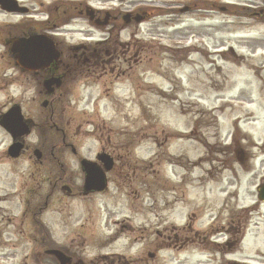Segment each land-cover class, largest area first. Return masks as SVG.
Returning <instances> with one entry per match:
<instances>
[{"label": "rangeland", "instance_id": "374dc122", "mask_svg": "<svg viewBox=\"0 0 264 264\" xmlns=\"http://www.w3.org/2000/svg\"><path fill=\"white\" fill-rule=\"evenodd\" d=\"M22 1L36 9L31 15L38 19L44 17L40 11L58 3ZM72 1L84 5L75 10L67 6L63 16L69 17L57 32L70 45L103 37L116 40V69L71 76L66 92L53 94L55 114L45 126L51 99L39 98L40 83L15 67L0 42V113L13 102H23L27 114L44 125L26 137L30 148L16 160L3 158L11 137L0 126V264H50L40 247L47 239L44 229L85 264H98L102 255L114 253L134 264H145L141 259L148 264H264V203L257 191L264 182V39H243L239 29L248 19L220 11L232 4L237 12L241 2L193 0L198 6L182 13L191 0ZM86 5L111 15L144 9L148 18L127 27L122 18L110 20V27L102 31L88 20ZM28 17L0 11V41L1 36L16 34ZM256 28L258 36L264 33V26ZM9 32L13 34L6 35ZM126 42L137 47L123 57L129 50L122 47ZM240 54L245 62L248 57V69L241 65ZM252 66L259 75H253ZM57 128L69 134L67 146L54 143V160L68 165L76 176L80 163L71 148L90 149L93 157L103 146L94 135L96 128L98 135L107 129L116 149L144 166L132 182L113 173L108 191L90 198L70 195L64 210L53 204L36 220H27L21 214L26 187L31 181L44 184L48 170L55 175L59 163L55 160L49 168L33 151ZM237 129L248 130L249 140L239 141L248 151V163H240L235 154ZM14 217L17 227H7ZM230 228L245 238L223 250L215 242L230 239ZM34 233L37 243L32 239L31 244ZM186 239L194 241L184 244Z\"/></svg>", "mask_w": 264, "mask_h": 264}, {"label": "flooded vegetation", "instance_id": "af4514ba", "mask_svg": "<svg viewBox=\"0 0 264 264\" xmlns=\"http://www.w3.org/2000/svg\"><path fill=\"white\" fill-rule=\"evenodd\" d=\"M18 1L20 2L21 5H26L22 0H18ZM239 1L241 2V5L236 7L238 9L237 12L233 11V8L235 7H231L232 5H227L226 10L230 12V14L235 13L239 18L248 19L246 22L241 23L242 26H244L245 28L239 29V32H241L244 36L242 38L243 39L247 38L249 39V41L258 40L260 38L264 39V33L258 36L259 31H255L257 29L256 26H264V0H239ZM187 4H189V6L188 5L185 6L186 7L185 9L187 10L197 5L196 1L194 2L190 1V3ZM79 5L83 6L84 2L80 1L78 3H74V1L72 0H58V3L55 4L54 6L48 5L47 8H44V10L40 11L39 13H42L41 15H44V17L40 16L41 18L38 19L37 14L31 15V12L36 11V9L32 8V6L28 4L27 7L29 8V17L28 19H26L27 21L26 20L23 21L24 25L20 26L21 28L17 29L16 33L26 34V33L54 32L53 34L55 35V38L57 40V45L60 47L62 53L61 59L55 64L56 68H58L59 66L67 67L68 65L72 64L74 66H77L75 71V73L77 74H82L86 71L90 72L97 68L98 70H101L103 73L109 71L113 72L116 69L114 67V63L116 62L115 59L117 60V57L113 58V56L115 57V55H117L118 42L116 40H111V38L109 37V39H106L108 41H105L104 40L105 38L103 37L102 39L96 40L94 43L93 42L88 43L89 45L87 46L81 44L78 47H73L72 45L66 44V41L62 39L63 36L61 32H55V31H59L60 26H62L65 23L67 17H69V16L67 17L63 16L64 12L67 13L65 9L70 7L71 10H75L78 8ZM138 11H145V10L139 9ZM102 13H103L102 10L96 9L93 20H99L98 18H100ZM110 16H111L110 20L112 22L113 21L118 22L119 18L125 19L124 13L122 12H120L118 15H110ZM110 24L108 27H110ZM1 37H3L0 41L1 43L7 42L10 38V37L5 38V36H1ZM93 45L95 46L94 51L88 52V50H90L93 47ZM122 47L123 49L125 48L129 49L127 52H123L125 54L122 55L123 57H125L129 55L130 52L132 51L135 52L134 49L137 46H131V42H126L125 44L122 45ZM240 56L242 63H247L248 57H247V61L245 62L246 60V57H244L245 55L241 54ZM84 64H86L87 66L93 65L94 67L93 68L88 67L87 69L83 67H79V65H84ZM52 70L53 68H48V69L42 68L38 71L36 70L26 71L23 69L21 70L23 71L21 73L26 74L28 77L33 78L35 79L36 82L38 81L40 83L39 85L40 87L38 89L39 91L38 96L39 98H41V97H46V92L44 89V80L48 76H50V75L47 76L48 71H52ZM59 70L60 68L58 69V71ZM61 70L62 72H58V74L63 75V78H65L67 76L66 72H68V68ZM250 70L253 71V75L255 74L259 75L260 73L253 66L250 67ZM75 73L73 75L74 77H75ZM242 90H244V86L242 87ZM52 96L51 98H49L51 100L48 104V107L50 108V111L48 112L49 115L46 114L44 119L45 126L48 124L49 121H53V117L55 114L53 106L55 105L56 98H53ZM60 96H62V94H60ZM19 105L22 107V112L24 117L26 118V120L30 122L32 131L34 129L40 130V128L44 125L42 124L40 125L37 122V120H35L32 117V115L27 114L29 110L28 108L26 109V106L24 105L23 102L19 103ZM106 130L107 129L101 130L100 134L103 137L101 138V135L100 134L98 135V131H99L98 128L95 129L94 134L96 135L97 139L100 141L101 145L103 146L101 147V149H98L96 151L93 157L89 156L90 155L89 153L91 152L90 149L87 152H84L82 148H80V150H76V148L74 147L71 148L73 154L77 157L80 163L77 176L74 170H72L68 165L60 163L59 159H55L56 161H59V163L57 164L54 163V156H56L58 152L55 153V146H53L52 144L51 133L50 134L45 133L48 135V137L44 136L45 142L39 145L40 146L39 148L42 151V160L44 161L43 163H47L48 167L49 165L52 166V164L54 163L56 165V172L55 175H53V170H48V175L44 181V184H42V182L39 181L38 185H33L31 181L30 185L26 187L25 192L23 193L25 194V196H27V198L24 200V210H25L23 212L24 218H27V220H33V219L36 220L38 215L44 213L45 211H48L53 204L60 207V211H62L64 210V207L67 205L65 198L69 197L70 195H74L82 198H87V197L90 198V195L98 194V192L93 190L88 191L86 188L87 173L84 165H82V161L84 159L90 160L98 168L104 170L105 164L98 161L101 153H107L115 161V165L113 169L106 172L107 182L111 181L110 176H112L113 173L115 174L118 173L121 176L125 175V177L129 179L128 181H132V179H130L131 164L128 161L129 159L128 156L126 154L122 155L120 153H116L118 150L116 149L110 134L107 133ZM59 131L62 136L63 144L67 146V139L69 132L67 133V131H65L64 129L63 130L60 129ZM105 134L108 135L105 136ZM29 148L30 145H28L25 142V151L29 150ZM66 186L70 187V193H68V191L66 190L65 188ZM42 189L44 190L42 191ZM65 192L66 194H64ZM39 194L42 195H40L38 198H35V196ZM89 212H91V210H89ZM9 220L11 219L9 218ZM22 224H24V222ZM44 231L46 233L47 239L45 240V244L44 245L41 244L40 247H42L41 249L45 250L46 254L50 256V262H49L50 264H61L60 261L55 256L50 254V251L55 248L61 250L66 255L67 264H85L82 257L79 256L77 252L73 251L71 247L67 246L66 244L57 243L54 240L49 229L47 230L44 229ZM39 253L36 254L35 257H39L40 256ZM114 258H116V256H114ZM118 258L121 264H131L126 259L123 260L121 257Z\"/></svg>", "mask_w": 264, "mask_h": 264}, {"label": "water", "instance_id": "95a60500", "mask_svg": "<svg viewBox=\"0 0 264 264\" xmlns=\"http://www.w3.org/2000/svg\"><path fill=\"white\" fill-rule=\"evenodd\" d=\"M0 4L9 11H26L25 9H19L15 0H0ZM107 22L108 17L104 24ZM9 42L12 43L11 51L16 55L18 64L28 70L47 67L59 58V52L53 40L45 35L33 34L29 37L13 38ZM60 83V78L52 77L45 82V85L48 91L51 92L52 85H60ZM0 124L11 132L14 138L28 132V126L23 122L17 108H13L9 113L5 114L0 120ZM22 147L23 144L21 143L13 144L9 150L10 155L13 157L19 156ZM36 155L40 158L41 153L39 150L36 151ZM102 159L107 164V169H110L112 161L108 157H103ZM85 165L88 173L87 183L90 186L89 188L103 189L105 187V180L102 171L93 164L88 163ZM260 198L264 199V186L260 189ZM62 262L65 264L64 261Z\"/></svg>", "mask_w": 264, "mask_h": 264}]
</instances>
